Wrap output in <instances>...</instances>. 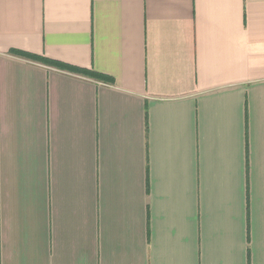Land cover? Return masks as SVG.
<instances>
[{"label": "crops", "instance_id": "1", "mask_svg": "<svg viewBox=\"0 0 264 264\" xmlns=\"http://www.w3.org/2000/svg\"><path fill=\"white\" fill-rule=\"evenodd\" d=\"M0 264H264V0H0Z\"/></svg>", "mask_w": 264, "mask_h": 264}, {"label": "trees", "instance_id": "2", "mask_svg": "<svg viewBox=\"0 0 264 264\" xmlns=\"http://www.w3.org/2000/svg\"><path fill=\"white\" fill-rule=\"evenodd\" d=\"M32 59H36V60H39L41 61L42 63H45V64H52V66H56V67H62V68H65L66 70L70 71V72H74V73H80V74H84V75H87V76H90L92 78H95V79H103V77L97 73H94V72H86L84 70H81V69H75V68H72V67H63L61 65H57L55 63H50V61L48 62L47 59H44V58H37V57H32V56H28Z\"/></svg>", "mask_w": 264, "mask_h": 264}]
</instances>
